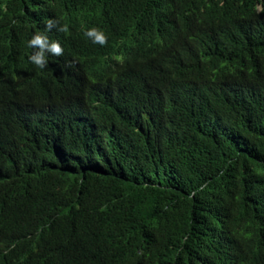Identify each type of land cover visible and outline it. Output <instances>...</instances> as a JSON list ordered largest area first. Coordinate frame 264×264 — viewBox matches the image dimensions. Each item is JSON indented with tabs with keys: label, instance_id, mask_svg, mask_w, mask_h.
Wrapping results in <instances>:
<instances>
[{
	"label": "trees",
	"instance_id": "obj_1",
	"mask_svg": "<svg viewBox=\"0 0 264 264\" xmlns=\"http://www.w3.org/2000/svg\"><path fill=\"white\" fill-rule=\"evenodd\" d=\"M43 1L0 7L14 22L0 33L11 75L0 102L23 77L32 101L29 115L24 100L0 103V264H52L69 249L79 264H264V0L64 2L65 18L138 26L101 91L85 85L81 47L30 72L25 40L33 15L50 16ZM170 18L190 28L178 36ZM198 45L205 65L192 70ZM144 77L150 98L129 112L125 91ZM76 105L104 126L98 141L80 137Z\"/></svg>",
	"mask_w": 264,
	"mask_h": 264
},
{
	"label": "clouds",
	"instance_id": "obj_2",
	"mask_svg": "<svg viewBox=\"0 0 264 264\" xmlns=\"http://www.w3.org/2000/svg\"><path fill=\"white\" fill-rule=\"evenodd\" d=\"M73 0H47L36 5V10L40 15L50 13L44 20L33 15L30 24L34 28L30 30L25 40V58L30 64V72L38 73L44 69L58 70L64 60H68L70 54L78 47L82 48L80 57L81 64L88 69V82L90 85L103 90L108 88L107 76L113 70H117L125 62L124 50L128 43L137 40L139 35L138 26L131 20L127 24L118 21L116 15H90L85 18H65L60 14L64 2ZM5 0H0V7ZM177 25L178 36L183 35L189 25L178 18H170ZM14 29V22L11 20H0V33ZM160 40L168 45L167 37L160 34ZM203 45L195 47L188 58L190 69H199L205 65L202 57ZM122 57H124L122 59ZM16 64H22L14 61ZM10 77L5 72L0 73V77ZM150 77L142 78L141 82L132 84L124 94L123 101L127 103L128 111L132 112L137 102L150 98ZM174 90L186 84L174 80L163 78L156 80ZM154 83V82H153ZM24 77L14 86V93L8 99L0 102L1 105L11 104L19 100H24L29 104L27 115L31 112L29 96L24 92ZM183 90V88H182ZM181 90V91H182ZM153 100L149 99L148 104L152 105ZM72 117L79 122L78 131L80 137L89 143L98 141L106 132L104 126L95 117L86 114L83 107L76 105ZM85 130L84 135H82ZM82 251L79 249H69L58 254L52 264H79Z\"/></svg>",
	"mask_w": 264,
	"mask_h": 264
},
{
	"label": "bare ground",
	"instance_id": "obj_3",
	"mask_svg": "<svg viewBox=\"0 0 264 264\" xmlns=\"http://www.w3.org/2000/svg\"><path fill=\"white\" fill-rule=\"evenodd\" d=\"M124 57H122V59H123Z\"/></svg>",
	"mask_w": 264,
	"mask_h": 264
}]
</instances>
